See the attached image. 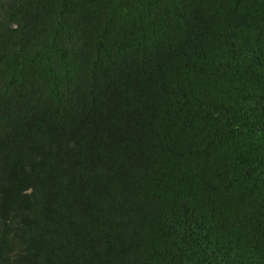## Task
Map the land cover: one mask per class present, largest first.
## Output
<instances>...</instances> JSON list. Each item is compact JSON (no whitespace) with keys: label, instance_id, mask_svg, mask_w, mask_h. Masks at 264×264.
<instances>
[{"label":"trees","instance_id":"1","mask_svg":"<svg viewBox=\"0 0 264 264\" xmlns=\"http://www.w3.org/2000/svg\"><path fill=\"white\" fill-rule=\"evenodd\" d=\"M0 264H264V0H0Z\"/></svg>","mask_w":264,"mask_h":264}]
</instances>
